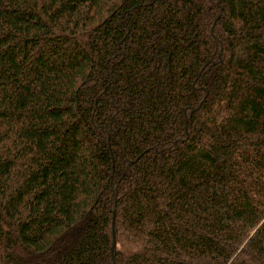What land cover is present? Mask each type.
<instances>
[{
  "label": "trees",
  "instance_id": "obj_1",
  "mask_svg": "<svg viewBox=\"0 0 264 264\" xmlns=\"http://www.w3.org/2000/svg\"><path fill=\"white\" fill-rule=\"evenodd\" d=\"M0 264H264V0H0Z\"/></svg>",
  "mask_w": 264,
  "mask_h": 264
}]
</instances>
